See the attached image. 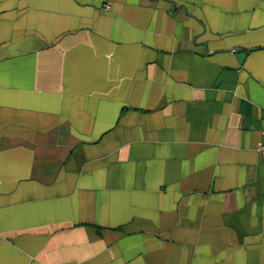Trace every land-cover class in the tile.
<instances>
[{"label":"crops","instance_id":"obj_1","mask_svg":"<svg viewBox=\"0 0 264 264\" xmlns=\"http://www.w3.org/2000/svg\"><path fill=\"white\" fill-rule=\"evenodd\" d=\"M264 0H0V264H264Z\"/></svg>","mask_w":264,"mask_h":264},{"label":"built area","instance_id":"obj_2","mask_svg":"<svg viewBox=\"0 0 264 264\" xmlns=\"http://www.w3.org/2000/svg\"><path fill=\"white\" fill-rule=\"evenodd\" d=\"M263 120H264V113H263ZM256 150L264 160V142H258L256 145Z\"/></svg>","mask_w":264,"mask_h":264}]
</instances>
